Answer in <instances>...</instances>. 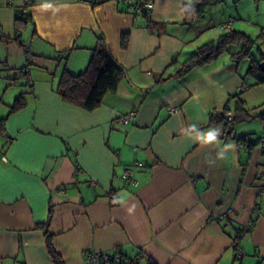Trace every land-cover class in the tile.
<instances>
[{
	"label": "crops",
	"instance_id": "0c3cea01",
	"mask_svg": "<svg viewBox=\"0 0 264 264\" xmlns=\"http://www.w3.org/2000/svg\"><path fill=\"white\" fill-rule=\"evenodd\" d=\"M31 1L24 24L16 21L23 0H0V264H54L44 225L64 264H86L87 252H119L136 264H264V154L238 141L264 134V122L239 124L235 138L209 125L212 114L233 115L238 93L252 116L264 113L251 93L262 89L250 86L246 61L230 60L232 47L176 76L223 34L221 24L232 18L234 30L237 21L217 0L203 26L205 16L188 6L197 0H153L151 29L112 0ZM98 37L126 78L87 112L64 103L54 85L64 69L86 68ZM24 66L30 84L17 73ZM17 100L23 106L12 112ZM132 110L133 120L116 125ZM213 129L217 141L203 143ZM125 170L137 187L121 180ZM250 223L236 258L235 231Z\"/></svg>",
	"mask_w": 264,
	"mask_h": 264
},
{
	"label": "trees",
	"instance_id": "16d2710c",
	"mask_svg": "<svg viewBox=\"0 0 264 264\" xmlns=\"http://www.w3.org/2000/svg\"><path fill=\"white\" fill-rule=\"evenodd\" d=\"M126 1L128 0H118V4L125 5L127 9L130 10V6L137 5L140 0H130L131 3H127ZM216 3V0H197L194 3H190L188 6H190V9L193 8L197 10L195 15L201 16L203 8L211 7ZM185 10L187 11V8ZM130 12L135 18L145 19L146 27L151 29L152 25L147 20L148 15L146 13L134 15L131 10ZM16 21H22V23L26 24L28 22V18H25L24 20L16 18ZM224 31L226 32L220 35L217 40L211 41L197 48L194 54L181 64L176 76L182 77L196 68L210 65L223 54H228L231 47L238 46L240 47L239 51L230 54V60L235 63L246 61L248 64L246 75L253 80V83L250 86H264V54H261V58L257 59L252 52L254 41L244 32L233 29ZM17 33H19L18 29ZM128 41L129 34H122L120 36V47L122 49H126ZM17 73L24 78L19 70ZM125 78L126 74L124 68L111 57L105 40L102 37H98L94 48L91 50V57L86 68L76 75L69 74L64 69L54 86L55 92L60 96L64 103L82 108L87 112H92L101 106L102 100L106 95L113 94L117 91L118 85ZM229 100L236 101L233 115H231V121H227V116L230 115L227 112L216 113L212 114L210 117V126L212 125L215 128H223L225 135L231 136L233 135L234 128L239 124L256 118H259L262 122H264V113L252 116L250 110L245 108V104L241 99V93L231 97ZM22 106L23 103L20 100H17L11 111H17L22 108ZM3 122L4 121L0 122V131L3 127ZM247 138L254 137H244L238 141H241L243 144V141ZM246 146L251 148V145ZM40 229L43 232L46 249L52 262L54 264H64L60 255L53 249L52 236L48 233L46 225L41 226ZM241 230L242 229H236L235 236L233 238L236 258L239 252V239L244 236V234L241 233ZM251 230L252 228L250 231ZM250 231H248L247 234H249ZM119 254L121 256L120 264H136V261L129 260L122 256L121 253ZM147 261L148 264H154L150 259H147Z\"/></svg>",
	"mask_w": 264,
	"mask_h": 264
},
{
	"label": "built area",
	"instance_id": "2783aa9c",
	"mask_svg": "<svg viewBox=\"0 0 264 264\" xmlns=\"http://www.w3.org/2000/svg\"><path fill=\"white\" fill-rule=\"evenodd\" d=\"M118 3V0H114ZM127 3H131L130 0L126 1ZM32 1L31 0H23V7L21 10V13L16 15V18H22V16H25L27 13L28 8L31 6ZM153 8V0H140L137 5H131L130 10L134 13V15H141L142 13H146L148 16L151 13V10ZM233 23V19L229 18L225 23L221 24V28L223 30L231 29ZM25 50L28 51V48L25 47ZM19 72L23 75L24 80L27 84L31 83V77H30V69L28 67L24 66L21 69H19ZM171 114H174L178 111L177 107H170L169 109ZM136 112L134 110L129 111L125 113L124 115L118 117L116 119V125L118 126H124L127 125L133 118L135 117ZM232 116H227V121H231ZM232 138H235L234 135H231ZM5 141L7 143H12L15 141V138H9L4 137ZM243 144L245 145H251L257 147L262 154H264V134H262L260 137L254 139V138H247L243 141ZM4 160V158H3ZM121 180L123 182H128L132 186L137 187L138 186V180L135 178L134 172L132 170H125L123 174L121 175ZM112 203H115V198L112 197L111 199ZM229 213V212H228ZM226 212L217 215L215 217V221L223 222L225 221ZM253 227V223L248 224L247 226L241 228V233L246 235L248 231ZM84 261L86 264H120L121 263V256L118 252L114 253H106V252H87L84 255ZM125 264V263H124Z\"/></svg>",
	"mask_w": 264,
	"mask_h": 264
},
{
	"label": "rangeland",
	"instance_id": "374dc122",
	"mask_svg": "<svg viewBox=\"0 0 264 264\" xmlns=\"http://www.w3.org/2000/svg\"><path fill=\"white\" fill-rule=\"evenodd\" d=\"M217 1L218 4L215 7H217V9H221V11L223 10L227 11V14H230V16L234 18V21L235 20L237 21L236 22L237 25L234 30L241 31L239 29L240 26H242L243 28L242 32H244L254 41L252 52L257 57V59H260L261 54H264V0H217ZM202 10L203 11L199 19L202 16H205L204 17V19H206L204 20L205 22H201V25L203 26L208 21L206 18L208 12L206 8H203ZM218 19L219 18H217V20ZM217 24L218 23H215L213 25L214 29L217 28ZM225 32L226 31H224L223 33ZM232 48H236L238 50L240 49V47L238 46H233ZM230 49L229 51H232ZM258 87H261L262 89L260 92L253 90L251 93H258L257 100L259 101H255V102H261L259 103V105H262L264 104V86H258ZM262 107H264V105H262ZM261 135L255 137L252 136V137L256 139Z\"/></svg>",
	"mask_w": 264,
	"mask_h": 264
},
{
	"label": "clouds",
	"instance_id": "9594fccd",
	"mask_svg": "<svg viewBox=\"0 0 264 264\" xmlns=\"http://www.w3.org/2000/svg\"><path fill=\"white\" fill-rule=\"evenodd\" d=\"M40 7H41L42 10H47V9H51L53 6L50 3H44ZM219 135H220V130L219 129H213V130H209L208 132L204 133L200 137V139L205 144H211V143H214V142L217 141V138H218ZM226 147L231 148L233 146L232 145H227ZM223 155H224L223 151L218 153V156L220 158H223Z\"/></svg>",
	"mask_w": 264,
	"mask_h": 264
}]
</instances>
